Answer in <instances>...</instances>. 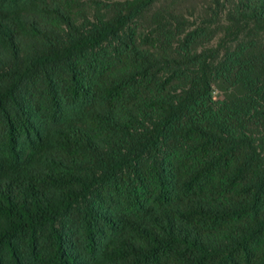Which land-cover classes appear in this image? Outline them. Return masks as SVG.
I'll use <instances>...</instances> for the list:
<instances>
[{"label": "trees", "instance_id": "16d2710c", "mask_svg": "<svg viewBox=\"0 0 264 264\" xmlns=\"http://www.w3.org/2000/svg\"><path fill=\"white\" fill-rule=\"evenodd\" d=\"M0 264H264V0H0Z\"/></svg>", "mask_w": 264, "mask_h": 264}, {"label": "rangeland", "instance_id": "374dc122", "mask_svg": "<svg viewBox=\"0 0 264 264\" xmlns=\"http://www.w3.org/2000/svg\"><path fill=\"white\" fill-rule=\"evenodd\" d=\"M214 97L219 99L220 98V95L218 93H214Z\"/></svg>", "mask_w": 264, "mask_h": 264}]
</instances>
